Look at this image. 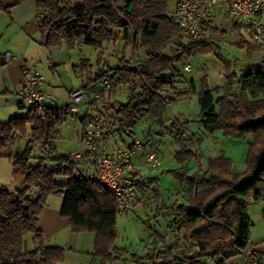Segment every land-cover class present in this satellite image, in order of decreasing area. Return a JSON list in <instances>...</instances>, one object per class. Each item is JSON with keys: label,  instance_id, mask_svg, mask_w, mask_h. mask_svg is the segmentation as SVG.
<instances>
[{"label": "trees", "instance_id": "1", "mask_svg": "<svg viewBox=\"0 0 264 264\" xmlns=\"http://www.w3.org/2000/svg\"><path fill=\"white\" fill-rule=\"evenodd\" d=\"M170 0H37V24L46 49L88 46L98 53L96 63L81 60L79 73L86 78L83 90L91 83L109 80L127 85L124 104L112 109L120 129L132 130L148 116L164 128L166 94L175 91L183 78L178 66L199 54L213 51L204 40L181 44L173 57L165 55L175 29L165 14ZM0 0V12L5 11ZM119 34L125 46L142 51L146 61L132 65L121 58L116 66L104 61L105 47L115 43ZM94 66L98 73L93 77ZM198 96L199 117L192 121L204 132H221L224 137L247 140L241 168L225 157L210 159L203 172H191L187 164L199 161L180 130L189 123L179 117L171 121L168 135L179 146L175 159L180 168L169 174L188 187L186 204L171 206L170 227L175 238L169 246L154 249L136 264H226L251 246V204L264 200V62L249 66L235 81L239 91L228 84L222 95L201 80ZM99 94H102L99 92ZM21 107L22 104L20 105ZM91 112L101 114L97 109ZM92 114H86V119ZM71 116L65 108L30 106L25 116L0 122V149L14 146L18 135L28 138L22 151L10 155L13 175L23 179L15 193L0 187V264H58L64 249L47 246L37 230L38 217L49 196H62L61 216L73 232L95 235L94 255L105 264L112 257L117 237L118 213L112 196L96 181L89 179L70 156H56L57 128ZM83 119V120H84ZM38 148L41 156L33 157ZM35 160L33 164L30 162ZM52 161L54 168L45 166ZM67 177L65 184L56 178ZM32 234L28 247L26 236ZM145 261V262H143ZM207 261V263H206ZM143 262V263H142Z\"/></svg>", "mask_w": 264, "mask_h": 264}, {"label": "crops", "instance_id": "2", "mask_svg": "<svg viewBox=\"0 0 264 264\" xmlns=\"http://www.w3.org/2000/svg\"><path fill=\"white\" fill-rule=\"evenodd\" d=\"M176 1L177 0H170L167 10L171 11ZM36 2L37 0H2V5L6 10L0 12V122H7L13 117H22L26 114V112L23 111L25 105L22 104L18 96V92L24 83L23 69L24 67H29L30 62L36 59V56L37 58L44 56L46 55V51L49 50L43 46L42 37L38 30ZM174 38L172 44L168 46L164 52L168 57H173L174 55V52L169 54L170 47H174L176 51L177 46L175 41L177 39ZM203 40L213 47L212 52L217 56L220 55L221 63L224 62L225 65V68L223 67L221 70L223 80L219 86L215 87V91H217L219 95L223 94L228 84L232 85V91L238 92L239 87L235 84V81L246 72L249 66H259L264 62V40L259 43L250 40L244 31V27L233 20L227 19L223 10L219 7L214 10L209 20L203 25ZM177 41L180 45L189 44L187 41ZM106 48L107 47H105L103 59L106 58ZM6 53H11L14 59L10 62H5L2 59V55ZM222 53H224V56ZM137 56L140 57L141 62L146 61L142 51H138ZM97 57L98 53L95 50V59L93 61L87 58H80L79 63L74 65V71L78 77L79 83L78 86H73L67 90L66 95L70 91L81 89L88 84L86 78L81 77L79 73L81 60H88L90 65H94ZM187 64L191 65V69L188 73H184L183 67ZM178 69L181 71L183 78L176 85L175 91L166 94V105H169L170 102L172 103L171 106L177 105L180 112L176 117L188 122L190 121L180 130L184 136H186V139L193 141V143L197 142L196 149L199 160L203 157L207 160L205 163H208L210 159L215 158H211L212 156H210L213 143L210 139H206V141H210L206 143L204 147L205 154L203 155L197 137L201 135L204 130L195 122L193 125L190 124L195 117L197 119L199 117V109L197 110L196 105H198V96L201 91L200 86L198 87L195 80L189 76L193 69L191 59L183 65L178 66ZM97 73L98 71L95 73L92 72V76L94 77ZM88 88L89 91L87 92L89 98L82 104V113L78 117H73L79 125V134L83 129L86 114L98 115L97 113L91 112V110L95 108L101 114L103 135L108 153L113 154L117 149L128 148L134 139L142 143V149L132 158L133 168L131 170V177L137 180H143L146 177L150 183L142 182L137 186V196L133 208L124 214H135L137 212H140V214L147 213L148 211L142 208V198H146L147 194L154 188L157 191L158 199L157 203L153 206L161 205L159 208L162 209L161 215L166 225L164 229L167 231L172 221L171 215L173 212L170 210L171 206L173 204H186L189 198L186 184H180V187L167 185L165 188L162 185L165 178H173L169 174L170 171L180 168V165L175 160V156L179 150L173 152L170 150L171 148H175L174 144L177 147L178 144L173 137L168 135L170 123L176 117L171 114L172 119L168 123L164 122V126L166 127V129H164L159 128L153 119L146 116L149 120L148 128L142 131V139H138L133 135V129H120L117 125L115 113L112 109L107 108L109 105L124 104L128 95L122 97L118 93H115L103 101L102 99L95 98V94L101 92V84L91 83ZM41 90L47 96L43 105L47 107H56L55 97L45 89V85L42 86ZM48 96L51 98H48ZM122 98L125 99V102L121 101ZM47 101L52 105L46 104ZM21 104L23 107L20 106ZM165 116L166 112L163 114L164 118ZM125 130L129 133L127 134ZM215 134L221 139L226 138L221 132ZM210 136H213V134ZM164 141L168 143L167 149L161 146ZM150 149L158 151L160 165L147 173L144 162L145 155ZM0 152L2 153V158H9V156L12 155L10 147L1 149ZM73 154H71L70 157ZM146 187H149V189ZM54 198L53 201V196H49L46 199L44 208L37 221L36 228L41 233L44 244L64 249V258L58 264H100V259L94 255L95 235L91 232H73L69 222L60 214L63 200L62 196H55ZM154 218H156V216ZM164 232L161 235L157 234L158 237H163ZM171 242H173V240L170 241V243ZM250 243L251 245L264 249V242L253 243L250 241ZM129 256L130 255L126 254V252L124 253L115 244L112 257H117V259L115 258L105 264H136L134 258H130Z\"/></svg>", "mask_w": 264, "mask_h": 264}, {"label": "rangeland", "instance_id": "3", "mask_svg": "<svg viewBox=\"0 0 264 264\" xmlns=\"http://www.w3.org/2000/svg\"><path fill=\"white\" fill-rule=\"evenodd\" d=\"M175 44L177 46H175L176 51L174 47H170L169 54L173 52L174 55L176 54L180 43L176 40ZM106 51V60L104 59V61H106L110 67L116 66L117 62L121 58L129 61L132 65H137L139 62H141L140 57L137 56L138 51H135L132 49V47L125 46L120 34L118 40L115 43L107 46ZM222 55L224 56V53H222ZM219 56L220 55L217 56L214 52H210L207 54H199L191 58L193 69L190 75H188L195 80L197 83L196 85L198 87L200 86V89L201 80L203 78L207 79L208 85L214 90L216 89L215 87L219 86L222 82L223 77L221 70L223 67L225 68V65L224 62L221 63ZM80 58H87L93 61L95 59V50L88 46H81L80 49H68L63 45L60 47L50 48L46 51V55L39 58L36 56V59L30 62L29 67H34L42 75L44 80L42 86L45 85V89L55 97L56 107L63 108L68 102L66 95L67 90L73 86H78L79 81L74 71V65L79 63ZM96 71L97 68L94 66L93 73ZM113 89V94L118 93L122 97L129 95V89L127 85L115 84ZM121 101L125 102V99L122 98ZM46 104H50V102L47 101ZM171 104L172 103L170 102L169 105L165 106L166 116L165 118L163 117L165 123L171 121L172 115L176 117L180 112V109L177 105L171 106ZM29 107V105H25L23 111L26 112ZM196 108L197 110L199 109L198 105H196ZM196 119L197 118L195 117L192 121H197ZM190 124L193 125L194 122H191ZM148 125V118H143L133 129V135H135V137L138 139H142V131H145L148 128ZM210 135L211 134L202 131V134L197 137V140L199 141L198 143L201 145L200 150L202 151L203 155L205 154L204 147L206 143L211 140L213 143L211 147L212 151L210 153V156H212L211 158L225 156L234 161L237 168H241L246 158L248 144L252 142V139L248 138L247 140H237L227 137L221 139L217 137V134L215 133L213 136ZM78 138L79 125L77 121L71 117L66 123L57 128L55 134L57 152L55 155L70 156L76 152L78 148ZM206 139L210 140L206 141ZM27 141L28 138L22 136L20 137L18 135L16 144L14 146H10V150L12 152L11 154L14 155L17 151L24 150ZM187 142L190 149H192L196 153V156L199 157L196 149L197 142L193 143V141L190 140ZM167 144V141H164L161 146L167 149ZM174 147V149H170L171 152L179 150V146L177 147L174 144ZM155 151L159 155L158 151ZM1 154L2 153L0 152V187L7 189L11 193H15L16 190H19L23 187V179L21 177H14L12 160L10 158H2ZM32 156L34 158L41 156L38 148L34 149ZM206 161L207 160H205V158L201 157L199 161L191 160L187 166L191 172H196L198 170L204 172L207 168V163H205ZM34 162L35 160L32 159L30 163L33 164ZM45 166L49 169H53L55 165L52 161L48 160L45 162ZM67 180V177L64 176L56 178V182L59 184H65ZM180 184L182 183L177 182L173 178H165L162 182L164 188L167 185L180 187ZM146 188L149 189V187ZM54 197L55 196H53L52 201L55 199ZM144 198L145 197L142 198V208L145 209V211H148L147 213L140 214V212L136 211L137 213L135 214H118L115 225L117 233L115 241L116 246H118V248H120L124 253L126 252V254L130 255V258L134 256L136 260L138 257H145L150 251L154 249H162L165 246H169L170 241L174 240L175 238V232L171 227L168 228L167 231L164 229L166 225L164 224V219L161 215L162 209L159 208L161 205L153 206L157 203V191L153 188L149 194H147L146 198ZM248 214L252 223L250 241L253 243L264 242V200L251 204L248 207ZM155 216L156 218H154ZM163 232V237H158L157 234L161 235ZM28 240H32V234H28L26 236L27 246H30L31 242ZM145 264L150 263L146 262ZM208 264L212 263L208 261Z\"/></svg>", "mask_w": 264, "mask_h": 264}, {"label": "built area", "instance_id": "4", "mask_svg": "<svg viewBox=\"0 0 264 264\" xmlns=\"http://www.w3.org/2000/svg\"><path fill=\"white\" fill-rule=\"evenodd\" d=\"M218 7L223 10L227 19L244 27L250 40L256 43L264 40V0H177L173 9L167 10L165 16L172 22L177 40L201 42L203 25ZM2 59L10 62L14 57L11 53H6L2 55ZM190 69L191 65L187 64L183 67V72L188 73ZM23 75L24 83L18 92L22 104L42 105L47 97L41 90L44 81L42 75L34 67H24ZM113 87L111 81L104 80L101 83L102 94L96 93L95 98L105 101L113 95ZM88 98V92L83 89L70 91L64 107L66 112L78 117L82 113V104ZM125 132L129 133L127 130ZM142 147V143L134 139L128 148L108 153L102 119L94 114L85 119L79 134L78 149L71 158L84 175L96 180L112 196L117 213L124 214L133 208L137 186L148 182L146 177L143 180L131 177L132 158ZM159 165V155L155 149H150L145 155V170L150 171ZM227 264H264V249L248 246Z\"/></svg>", "mask_w": 264, "mask_h": 264}]
</instances>
